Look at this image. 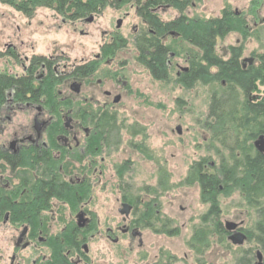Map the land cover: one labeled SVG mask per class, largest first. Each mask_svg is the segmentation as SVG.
I'll use <instances>...</instances> for the list:
<instances>
[{
    "label": "rangeland",
    "instance_id": "1",
    "mask_svg": "<svg viewBox=\"0 0 264 264\" xmlns=\"http://www.w3.org/2000/svg\"><path fill=\"white\" fill-rule=\"evenodd\" d=\"M185 1V10L182 13L172 7L162 6L159 9V18L172 21L183 15L191 20L212 19L220 17L222 11L227 9L238 17V21L244 20L247 23V30L243 35L232 31L218 40V56L223 57L225 50L228 54L229 48L234 46L241 49L240 62L249 57H257L254 68H262V59L258 57L264 56V0ZM112 2V5L105 7L100 14H95L92 23L74 24L66 22L51 9H37L32 18H27L11 6L0 2V72L21 75L18 55L30 58L33 53L39 56L53 55L54 58L59 56L63 61L79 63L82 56H95L98 53V46L103 39L102 32L105 31H113L125 39L130 38L131 28L142 22L137 15L139 7L133 1ZM119 19H122L123 23L117 28ZM234 26L239 28L240 25ZM168 42L176 55L171 60L170 78L164 82L153 79L148 70L135 61V49L132 52L119 53L113 65L100 64L99 70H104L103 72L118 71V78L125 84L124 88L121 87L124 93L123 101L114 115L116 118L112 137L107 146H95L100 149L93 152L91 157L97 159L100 165L92 177V187L89 191L83 193L80 190L83 200L79 202L77 191L70 190L66 194L70 200L69 205L53 202L52 208H43V214L49 218V225L52 216L59 219L53 223V230L50 229L52 235L63 231L78 210H85L90 215L94 226L77 236L78 240L87 238L90 261L86 263L198 264V260L209 264L235 262V251L239 247L231 245L228 240L230 247L213 244L205 251L204 256H199L188 244L192 229L200 224V217L207 212L210 203L200 196L198 187L184 186L182 182L195 161L209 158L210 165L218 164L214 147L208 146L211 131L207 125L213 122L210 111L214 86L212 88L211 84L197 83L193 87H187L180 81L176 82L183 75L182 69L189 67L190 54L196 53L197 50L184 37H171ZM12 54H16L17 58ZM177 72L181 73L179 78L176 77ZM103 75L105 74L100 77H104ZM253 85L256 90L252 95H260L263 98L264 83L257 80ZM34 114L35 111L4 113L0 144L4 141L10 142L11 135L19 130L18 124L24 126L30 123ZM8 117L12 120L9 121ZM178 127L181 128L180 134ZM160 168L168 171L174 188L157 194L156 213L161 219L169 221V227L165 229H172L175 234L169 236L162 233L163 228L158 220H152L155 226L140 228L143 243L139 246L137 238L132 241L129 235L121 234L120 228L128 221L139 218L144 210L143 203L152 198L147 192L157 184V172ZM23 172L14 177V181L23 179L32 184L31 172ZM21 191L22 189L19 190ZM126 197L133 199L137 205L134 213L123 222L118 209ZM26 199H31V196ZM219 201L223 225L235 222L245 232L252 228L251 222L257 219V214L238 193L225 191L219 194ZM33 207L36 212L38 207ZM5 229L0 226V258L3 254L4 264H9L13 251L12 243L18 234L14 233L13 228ZM109 230L112 232V238H107ZM62 240L67 245L72 240L69 228L65 230V236L62 235ZM52 241L54 242V239ZM39 246L42 254L35 252L36 248L32 247L20 253L25 260H29L28 264L39 258L38 255L47 258L51 251L53 252L52 248L49 250L46 245ZM248 247L247 242L240 246L242 250ZM255 257L258 263L256 252Z\"/></svg>",
    "mask_w": 264,
    "mask_h": 264
},
{
    "label": "flooded vegetation",
    "instance_id": "2",
    "mask_svg": "<svg viewBox=\"0 0 264 264\" xmlns=\"http://www.w3.org/2000/svg\"><path fill=\"white\" fill-rule=\"evenodd\" d=\"M183 2L184 0H178V3L183 4ZM163 3L164 4L153 6L152 9L149 10V13L158 16V13L161 11L159 9H161L162 6L166 8L172 7L180 13H182V10H185V7L184 9L177 8L172 4ZM139 12L140 10H137V15L141 18L142 22L131 28L129 32L130 38L125 39L123 36L117 35L116 33L114 34L113 31L102 32L103 39L98 46V53L95 54V56H82L79 63L76 61L73 63L68 60L63 61L59 59V56L54 58L53 55L39 56L33 53L30 58L28 56L22 58L21 55H18L22 72L21 75L16 76V78L19 80L29 78L32 86L30 91L26 93L20 90V88L19 92L22 94L17 96L15 93L17 98L10 95L11 98L4 107V113L10 111H35V114L30 123L28 122L24 126L21 123L18 124L19 130L14 135H11L12 138L10 142L4 141L0 144V226L4 230H6L5 228L7 227L13 228L12 230H14V233L18 234L17 238H15L12 243L13 251L9 259V264H28L29 260H25V257L20 253L32 247L36 248L35 252L42 254V249L38 248L39 244L46 245L49 250L52 248L53 252L51 251L47 258L38 255L39 258H36L33 262L31 261V264H91L86 263L90 261L87 238L81 240L77 238V236L84 234L90 227L94 226V222L91 220L90 215H88L85 210H78L76 216L66 225L63 231L56 235H52L50 229L53 230V223L55 220L59 221V219L56 218V216H52L49 225V218L43 214L45 212L43 208H52L51 204L53 202L69 205L68 202H70V200L67 198L68 196L66 194L67 191L70 190L77 191L76 197L80 202L83 200L81 198L82 194L89 191V188L92 187V177L97 173L100 162L91 156L94 155L93 152H97L100 147H95L94 150H91V140L93 137L96 138L95 128L92 125V121L91 123L85 121L84 115H88L90 120L93 115L95 121L107 115L116 118L114 115H116L117 108L121 105L124 96L121 87L124 88L125 86L117 76L118 71L114 72L111 70L103 72L104 70H99L100 64L105 63V65L108 66L113 65L119 53L132 52L133 49L136 51L135 61L141 64L139 61V50L137 46H135L136 39L140 37L143 40H147L151 37H155L160 46L165 50L167 49L166 54L168 53L165 56V66L169 70V77L165 80L158 81L164 82L170 78L171 60L175 57L176 53L173 51L171 44H169L171 41L168 43L167 41L171 37L182 39V35L179 28L171 27L167 29L166 26L171 22H175L182 16L172 21H163L158 16L160 24L156 26L151 24L148 19L140 16ZM144 14L145 12L142 13V15ZM94 19L95 18L92 17L89 22L92 23ZM88 20L89 19H79L76 22L86 23ZM173 39L171 40L173 41ZM220 39L221 38L218 40ZM119 46L122 47L119 49ZM235 50L237 51L239 49L231 46L228 50V54L225 50L223 57H219L223 60H227L233 56ZM153 51L154 49H151L145 53L149 55ZM14 58H17L16 54ZM258 58L261 59L260 56ZM256 59L257 57H249L240 62L238 58V61L242 69L248 71L256 66ZM192 62L190 57V65L182 69L183 71L181 72L183 74L190 70ZM246 62H248L249 65L246 64ZM143 66L150 73L149 69L145 65ZM91 69H93V71L88 73V70ZM216 70V68L211 67L209 73L213 75L216 73ZM101 74H105L103 75L104 77H100ZM180 75V72L176 73L177 78H179ZM181 79L182 77L177 79L176 82H181ZM53 82L57 83L55 86L56 95L58 96L57 103L48 96L49 84H53ZM115 84L117 86H115ZM214 84L216 83L213 81L211 87L214 86ZM223 85H225V82H223ZM44 86L45 88H43ZM253 89L256 90V87L253 86ZM86 92L89 93L85 94ZM252 93L251 98L258 101L262 99L260 95L254 96ZM56 110H61V113L59 115L56 114ZM4 113H2L0 119V132H3L2 123L5 118ZM8 120L11 121L12 118L8 117ZM93 134H95V136ZM99 144L103 145L102 142H99ZM257 151L259 152V150ZM259 153L262 154L264 152ZM27 155L36 159L31 166L21 163L23 156ZM12 157H19V161L21 162L16 163V165L11 164L7 158ZM78 163L80 166L77 167ZM56 170L57 172H55ZM23 171L31 172L32 184L26 183L23 179H21V181L20 179H17L16 182L14 181V177L16 178V176ZM89 173H91V175ZM51 181L62 186L63 191L61 195H49L43 199L41 190ZM24 186L25 188H23ZM20 189H22L21 192H19ZM80 190H82L83 193L80 194ZM43 191L47 192V189ZM29 196H31V199H26ZM4 202H8L12 206L36 205L38 209L31 215L17 216L13 214L12 210L2 207ZM122 202L130 203L124 198ZM132 206L131 215L135 211L134 203ZM39 209H41V211H39ZM143 211L140 213L139 217H141ZM121 216L123 222H126L130 217ZM136 220L138 219L128 221L120 228V231L122 235H129L132 241L137 238L139 240V246H141L143 243L142 231L135 225L134 221ZM223 226L228 239L232 232L226 229V224ZM67 228L70 229L72 239L69 245L62 240V235L65 236V230ZM137 230L140 232V235L136 232ZM237 230H242L240 225H238ZM107 232V238H110V233L112 232L110 230ZM134 233H136V235H134ZM53 239L54 242L52 241ZM117 240L114 241L116 242ZM57 253L61 254L65 262L62 263L55 259V254ZM74 256L75 260L73 259ZM0 261V264H4L3 254L1 255Z\"/></svg>",
    "mask_w": 264,
    "mask_h": 264
},
{
    "label": "trees",
    "instance_id": "3",
    "mask_svg": "<svg viewBox=\"0 0 264 264\" xmlns=\"http://www.w3.org/2000/svg\"><path fill=\"white\" fill-rule=\"evenodd\" d=\"M112 1L114 0H0L2 4L11 6L27 18H32L37 9L47 8L70 23L93 14H100L105 7L112 5ZM116 1L136 2L140 10L139 15L156 26L160 24L158 16L149 13L153 6L165 2L184 9L186 3V1L183 4L178 3V0H147L145 3L142 0ZM144 12L145 14L142 15ZM237 18L236 15L224 9L222 15L217 18L191 20L182 15L166 26L167 29L179 28L182 37L197 50L196 53L190 54L193 62L190 70L182 75L181 83L187 87H193L196 83L208 85L213 81L216 83L214 88L212 86L214 90L210 111L213 122L207 126L211 131L208 146L214 147L218 164L210 165L209 158L195 161L182 182L184 186L198 187L200 196L210 203L207 212L200 217V224L192 229L188 244L199 256H204L205 251L213 244L230 247L227 243V233L221 222L219 194L233 191L238 193L247 206L257 214V219L251 222L252 228L246 231L249 247L244 250L237 248L234 264H256L255 252L257 251L262 252L264 264V155L253 146L254 140L264 134V96L258 102H253L255 99L251 98V93L255 90L253 89L254 81L264 83V56H261L263 65L261 69L252 68L244 71L238 61L240 49L235 50L233 56L227 60L221 59L216 52L219 38H224L232 31H238L242 35L246 33L247 23L244 20L238 21ZM235 24L240 25L239 28L234 26ZM156 40L155 37L147 40L138 37L135 46L139 50L140 63L149 69L152 77L156 80H165L169 77V70L165 66V56L168 53L166 54L167 49L160 46ZM121 47L119 46V49ZM150 48L154 51L147 55L145 52L150 51ZM14 55L12 54L13 57ZM211 67L217 69L213 75L209 73ZM92 71L93 69L88 70V73ZM56 84V82L49 84L48 96L57 103ZM31 86L29 78L19 80L14 75L0 72V119L6 103L11 98L10 95L17 98L22 94L19 92L20 88L26 93L30 91ZM55 113L59 115L61 110H56ZM84 119L86 122L92 121L95 128L96 138L93 137L91 140V150H94L99 142L107 146L115 127L114 118L102 116L95 121L93 115L91 120L88 115H84ZM141 152L145 153V151ZM7 160L13 165L21 162L19 157L7 158ZM35 160L27 155L23 156L21 163L31 166ZM157 174V184L147 192L152 198L143 203L145 211L134 223L139 228H152L155 226L152 220H158L163 228L161 232L171 236L175 232L172 229H165L169 227L167 224L169 221L161 219L156 213V196L159 192L170 191L174 186L166 169L160 168ZM44 189H47V192L43 191ZM62 191V186L51 181L43 187L41 196L44 199L49 195H61ZM126 199L134 203L136 207L137 203L133 199L130 200L127 197ZM2 207L12 210L17 216L34 213L33 206H12L4 202ZM55 259L65 262L60 253L55 254ZM198 264H208V262L198 260Z\"/></svg>",
    "mask_w": 264,
    "mask_h": 264
},
{
    "label": "water",
    "instance_id": "4",
    "mask_svg": "<svg viewBox=\"0 0 264 264\" xmlns=\"http://www.w3.org/2000/svg\"><path fill=\"white\" fill-rule=\"evenodd\" d=\"M91 19H92V16L89 18L88 22ZM121 25H122V20L119 19L117 21V27L120 28ZM177 131L180 134L181 128L178 127ZM254 146H255L256 150H259V152H264V134L259 136L254 141ZM262 154H264V153H262ZM132 209H133L132 204H130L128 202H124L121 204V207L119 208V213L123 216L129 217L131 212H132ZM237 228H238V224L235 222H227L226 223V229H228L229 231L232 232V234L229 236L228 239L232 242L233 245L242 246L247 241V235L242 231H238ZM136 232H138V230ZM138 234L140 235V232H138ZM134 235H136V233H134ZM257 258L259 260V262L257 264H262L263 256H262L261 251H257Z\"/></svg>",
    "mask_w": 264,
    "mask_h": 264
}]
</instances>
